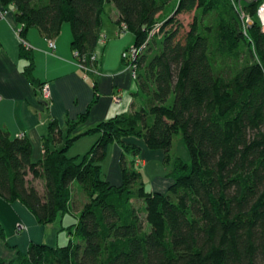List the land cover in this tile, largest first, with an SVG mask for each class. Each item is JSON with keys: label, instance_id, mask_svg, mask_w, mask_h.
Segmentation results:
<instances>
[{"label": "trees", "instance_id": "1", "mask_svg": "<svg viewBox=\"0 0 264 264\" xmlns=\"http://www.w3.org/2000/svg\"><path fill=\"white\" fill-rule=\"evenodd\" d=\"M173 1L0 0L14 8L25 42L33 28L55 39L68 23L72 48L90 68L107 5L115 6L117 24L134 35L135 46L149 41L137 61L133 111L88 131L99 138L80 161L67 155L79 137L62 150L46 148L34 162L30 141L0 128V198L21 203L43 226L73 217L66 230L76 239L64 247L32 243L18 262L0 264H264L262 0H176L163 18ZM191 14L186 30L180 16ZM242 14L254 20L251 27ZM20 55L33 83V53L21 45ZM59 134L54 121L46 143ZM177 135L191 163L176 159L168 190L148 192L135 162L126 161L141 149L127 140L165 153L169 163ZM111 144L123 151L119 186L102 173ZM75 184L86 197L77 211ZM135 201L144 202V218Z\"/></svg>", "mask_w": 264, "mask_h": 264}, {"label": "crops", "instance_id": "2", "mask_svg": "<svg viewBox=\"0 0 264 264\" xmlns=\"http://www.w3.org/2000/svg\"><path fill=\"white\" fill-rule=\"evenodd\" d=\"M109 6L112 15L109 23H105L103 15V41H99L96 48L97 68L102 75L88 77L77 66L69 27L63 25L61 34L54 39L57 46L55 52L49 48V39L33 28L25 38L31 46L35 65L31 83L25 73L29 62L20 55V31L23 27L15 21L14 8H4L0 2V13L8 11L5 18L0 17V128L13 138L25 133L32 145L34 162L43 159L46 148L50 151L64 149L68 139L79 137L71 145L76 149L83 143L92 146L99 135L86 134L88 131L133 111L138 86L133 81L131 72L124 67L122 55L135 45V37L129 31L120 33L117 24L119 13L114 5ZM44 83L51 85L50 104L42 102L37 95L40 89L38 84ZM54 121L59 126L60 134L55 140L46 143ZM127 141L141 148V156L138 157L142 164L139 160V167L147 168L155 154H158L156 158L159 160L164 158L161 155L163 152L150 151L141 141ZM110 147L111 154L114 155L106 180L119 186L122 183L120 161L123 151L117 144ZM82 149L80 146L79 150ZM164 184L165 188L156 187L153 192L165 193L171 180L168 179ZM59 218L56 224L48 225V231H45L21 203L8 204L0 198V220L5 231H8L7 236L5 233V240L0 238V258L18 262L20 255H27L32 243L41 242L44 243L42 245L57 247L62 237L66 242L61 222L64 224L67 216L62 220ZM20 225L26 229L17 234L16 230ZM41 234H47L46 238L41 240Z\"/></svg>", "mask_w": 264, "mask_h": 264}, {"label": "rangeland", "instance_id": "3", "mask_svg": "<svg viewBox=\"0 0 264 264\" xmlns=\"http://www.w3.org/2000/svg\"><path fill=\"white\" fill-rule=\"evenodd\" d=\"M176 3H177L176 0H174L172 2V4L170 5V7L167 8V10H166L163 18L168 17L170 14L173 13L172 11H174V9L176 7ZM241 9H243V5H242V8ZM111 15H112L111 7L109 5H107L106 8H105V14H104L105 23H109V19H110ZM242 18L243 19L246 18L245 19V24L246 25H248V26L251 27L254 24V20H251L250 18L246 17L245 14H242ZM257 19L259 21V26H260V29L262 31V28H261V25H260L261 24V19L259 18L258 12H257ZM180 20L183 22V24L185 26V29L188 30L189 24L192 23V20H193V14H191V15H182V16H180ZM250 24H252V25H250ZM64 25L67 26V27H69L71 29V27H70V25L68 23H65ZM119 27H120V33H124V32L127 31V30L123 31L122 28H121V26H119ZM20 39H21V43L24 42V40L22 39V37H20ZM24 44L25 43H22L23 46H25ZM146 45L148 46V43H146ZM153 51H152V54L151 55H153V53H154ZM97 57H98V55H97ZM94 67L96 69H98L97 68V64ZM124 67L126 68V65L125 64H124ZM81 71L84 74V71L83 70H81ZM98 72H99V75H102V73L99 71V69H98ZM131 76H132L133 81L137 84V80L134 79V77H133L132 74H131ZM43 85H45V83ZM37 95H38V98L41 99L42 102H44L46 104H50L51 97H50V99L48 101L44 100L43 93H42V90L41 89H39ZM117 100H119V99H117ZM25 138H26V135H25ZM94 145L95 144H93L91 146V144H90V146H89V144L87 145L86 143L85 144L83 143V144L79 145V147H77V149H76L75 146H70V150H69V152H67V155L70 158H77L78 161H80L86 154H88L91 151V149H92V147ZM111 145H113V144H111ZM80 146L83 147L82 150H79L80 149ZM88 147H90V148H88ZM85 148H86V150H85ZM111 153H112V148L110 149L109 154H108L106 160L101 163L102 173H103V178L104 179L107 178L106 177L107 172L111 168L112 159H113V155H114V154H111ZM170 154H171V160H170L169 163L167 162V155L165 153L164 154H161L164 157L163 160L157 159L156 156L158 154H155L153 160L152 161H149V165H148L147 168H143L142 166L141 167L138 166L140 164V161L139 160H141V158H139V157L141 155L139 157L135 158L134 156H132L130 154H127L126 155V161H127V163L130 166L132 165V161L135 162V165L138 166L139 170L142 172V179H143V181L145 183L146 190L148 192H153L154 191V188H156V187H157V189H163V188H165V184L164 183H165V181H168V179H169L168 176H169L170 172L173 170L174 161L176 159H181L184 162L189 163V164L191 163V156H190L189 150H188V148H187V146H186V144H185V142L183 140L182 135H177L174 138L173 147H172V151H171ZM141 164H142V160H141ZM34 185L37 186L40 189V191H42L43 183L41 181H35L34 182ZM78 188H79L78 185L75 184V187H74V190H75L74 191V210L75 211L82 209L83 205L86 202L85 195ZM134 203H135V205H136L137 208L141 209L142 216L144 218L146 216V212H145V208H144L145 207L144 206V202L143 201H135ZM23 207L26 208L25 206H23ZM28 212L34 217V215L29 210H28ZM58 220H60V218H58ZM58 220L55 221L52 224H56L58 222ZM61 220H62V218H61ZM0 222H1V226H2V229H3L4 234L6 233V236H7V234H8L7 232L8 231H5V226H4L3 222L1 220H0ZM73 222H74V220H73V217H71V216H67V220L64 222V224H63V222H61V228L64 231L63 232V236L66 239V242H64L63 237H62V239L60 238V242L58 244L60 247L66 246L70 242V240H72L73 242H76V239L74 237H71L70 234H69V232H70L69 230L70 229L68 231L66 230V228L71 223H73ZM37 224L41 228H43L45 231H48V229H47V226L48 225L47 226H43V225H40L38 222H37ZM64 226H66V227H64ZM25 229L26 228H24L23 225H20L19 227H17L16 233L17 234H21ZM38 235H40V234H38ZM46 236H47V234H46ZM46 236H44L43 234H41V240L44 239V238H46ZM40 244H44V243H41L40 242Z\"/></svg>", "mask_w": 264, "mask_h": 264}, {"label": "built area", "instance_id": "4", "mask_svg": "<svg viewBox=\"0 0 264 264\" xmlns=\"http://www.w3.org/2000/svg\"><path fill=\"white\" fill-rule=\"evenodd\" d=\"M8 14V11H3L2 13H0V17L2 18H5V15ZM258 15H259V18L261 19V28H262V31L264 32V0H262V3L258 9ZM121 28L123 31L126 30V27L124 25H121ZM153 34H151L150 37H152ZM100 41H103V37H101ZM149 41H147L146 43H148ZM22 43H25V47L30 50L31 49V46L28 44V42H22ZM146 43L143 45V46H133L129 49H127L123 55H122V59H123V62L124 64L126 65V68L131 72V74L133 75L134 79L137 80L138 78V73H137V61L140 57V55L143 53L144 49L147 47ZM48 45H49V48L52 52H55L56 49H57V46H56V42L54 39H49L48 40ZM74 54H75V60L77 61V66L84 71V74L86 76H88V73H94V74H99L98 72V69H96L95 67H87L84 65V63L80 60H82L80 58V55L77 51H74ZM79 59V60H78ZM92 61L97 64L98 62V57H97V54L94 53V55L92 56ZM42 88H40L42 90V93H43V98L44 100L48 101L51 97V85H49L48 83H46L45 85H42L41 86ZM119 101V100H117ZM25 133H22V134H19V138H25Z\"/></svg>", "mask_w": 264, "mask_h": 264}, {"label": "water", "instance_id": "5", "mask_svg": "<svg viewBox=\"0 0 264 264\" xmlns=\"http://www.w3.org/2000/svg\"><path fill=\"white\" fill-rule=\"evenodd\" d=\"M250 25H252V24H250Z\"/></svg>", "mask_w": 264, "mask_h": 264}]
</instances>
